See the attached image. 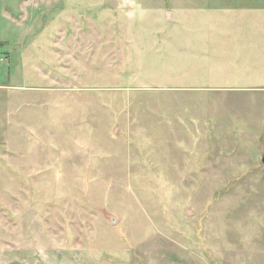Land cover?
Instances as JSON below:
<instances>
[{
  "label": "rangeland",
  "instance_id": "374dc122",
  "mask_svg": "<svg viewBox=\"0 0 264 264\" xmlns=\"http://www.w3.org/2000/svg\"><path fill=\"white\" fill-rule=\"evenodd\" d=\"M202 0H0V264H264V17Z\"/></svg>",
  "mask_w": 264,
  "mask_h": 264
},
{
  "label": "crops",
  "instance_id": "0c3cea01",
  "mask_svg": "<svg viewBox=\"0 0 264 264\" xmlns=\"http://www.w3.org/2000/svg\"><path fill=\"white\" fill-rule=\"evenodd\" d=\"M206 2L202 12L209 16L234 15L235 17L254 16L264 17V0H202Z\"/></svg>",
  "mask_w": 264,
  "mask_h": 264
},
{
  "label": "water",
  "instance_id": "95a60500",
  "mask_svg": "<svg viewBox=\"0 0 264 264\" xmlns=\"http://www.w3.org/2000/svg\"><path fill=\"white\" fill-rule=\"evenodd\" d=\"M260 161L264 165V153L260 156Z\"/></svg>",
  "mask_w": 264,
  "mask_h": 264
}]
</instances>
